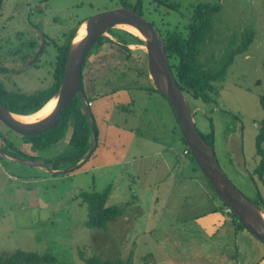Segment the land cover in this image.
<instances>
[{
  "label": "rangeland",
  "instance_id": "obj_1",
  "mask_svg": "<svg viewBox=\"0 0 264 264\" xmlns=\"http://www.w3.org/2000/svg\"><path fill=\"white\" fill-rule=\"evenodd\" d=\"M208 1L215 0H144L142 12L160 33L176 29L186 34L192 6ZM125 2L131 4L136 0H3L1 64L17 66L14 56L7 58L6 45L9 41V47L18 44L21 39L18 31H23L25 38L37 39L32 25L46 34L44 39L49 40L50 46L34 65L29 64L24 71L22 66L19 72L12 68L8 74L1 75L2 80L9 89L27 94L47 87L52 82L58 45L65 35L80 21L123 6ZM221 2L222 9L213 19V42L202 49L200 61L216 69L228 50L241 41L245 30L254 29V39L245 52L234 55L223 78L214 82L219 90L215 100L188 99L198 130L208 134L213 128L214 149L221 168L247 197L263 203L264 176L260 178L255 168L260 160L256 136L264 115L260 104V96L264 94V0ZM107 36L116 39L111 34ZM138 50L132 53L133 59H128L124 55L127 50H119L115 43H108L104 50L96 48L88 59L87 84L91 76L100 78L107 73L117 78L118 72L128 71V78L135 85L154 86L148 74L146 48ZM130 91L133 103L129 110L119 116L114 114L113 118L127 128L136 129L135 138L128 130L119 139H106L107 127L97 121V146L76 170L60 174L52 170L62 168L49 170L0 156V254L17 249L50 251L58 264H86V258L92 255L126 259L131 253V264H173L169 262L170 257L182 259L194 253L199 254L196 258L199 264H219L223 259L219 235L225 243L230 234L234 237L232 250H224V258L233 260L230 264L259 261L264 264L259 259L264 243L252 233H249L252 242H237L235 222L232 214L226 212L228 206L191 153L183 152L186 144L168 99L156 87L149 91L133 87ZM71 130L70 127L67 136L56 145L38 149L0 122V134L18 147L14 151L17 155L48 164L60 155L71 154L68 143ZM235 139L243 148L246 172L234 159ZM1 140L0 147H3ZM106 188H111L106 205L124 204V213L108 221L107 228H90L87 203L79 193L102 192ZM210 210L211 214L203 215ZM201 215L205 217L198 221L204 223L198 228L185 225V221ZM180 229L189 239L178 236ZM218 230L219 234L213 236ZM214 247L216 250L207 254ZM229 253L234 256H228ZM196 260L189 261L195 264Z\"/></svg>",
  "mask_w": 264,
  "mask_h": 264
},
{
  "label": "trees",
  "instance_id": "obj_2",
  "mask_svg": "<svg viewBox=\"0 0 264 264\" xmlns=\"http://www.w3.org/2000/svg\"><path fill=\"white\" fill-rule=\"evenodd\" d=\"M143 1L144 0H136L135 3L131 4L125 2L123 3V6L132 7L143 14ZM221 9V0H215L213 2H198L192 6V13L187 25L186 34L181 33L176 29L168 33H163L161 31V35L169 54L170 66L176 76L179 86L189 99H201L205 102H211L215 100L219 90L215 86L214 82L223 78L227 68L233 61L234 55L245 52L254 39L255 30H245L241 35V41L236 46L231 47V49L228 50L227 55L223 58L219 67L216 69L208 67L205 63L201 62L199 57L202 49L208 44V42H213L215 34L213 19L215 14ZM84 21L85 20H83L80 24H82ZM114 29H111L109 34L115 36L116 39H113L109 36H103L96 42L94 47L108 41L113 44L115 43L119 50H127V54L124 55L129 57L128 53H132V50L128 48L127 44L135 42L144 44V41L139 36L129 32L128 30L120 28V30L115 31ZM77 30L78 28L72 29L65 35L66 42L59 47L57 55L58 61L54 67L52 82L47 87L32 94H27L20 90L9 89L5 81H3L0 77V100L10 111L18 114L35 113L55 94L58 93L65 71L67 52L71 41L77 33ZM126 36L131 37L134 42H130ZM13 51L14 49L10 48L8 54L12 55ZM93 52V50L90 51L88 58L93 54ZM11 69V67L0 65V74H8L12 71ZM149 88L155 89V86H149ZM260 104L264 112V94L260 96ZM70 127L72 130L68 143L72 150L71 154L63 156L60 155L59 157L54 158V160H49L50 168H65L78 162L86 154L92 143V129L84 105L79 96L73 98L72 101L67 105L56 126L40 134L21 137L25 142L31 143L38 149H46L56 145L63 138H65ZM214 134L213 128L212 132L203 134L206 141L213 147L215 141ZM0 139L4 141L3 148L5 150L12 153H15L14 151L18 150L14 143L7 137L0 134ZM182 139L187 145L186 140L183 137ZM263 143L264 115L260 120L259 132L256 136V153L260 156V160L255 168V173L262 179L264 176ZM0 156L3 157L2 155ZM192 159L194 158L192 157ZM60 163L66 164L61 166ZM110 191L111 188H106L102 192L83 190L79 193L81 199L87 203V225L90 228H107L108 221L113 220L124 213V204H114L109 206L106 205ZM260 199L262 198L260 197ZM254 202L260 208H264V202ZM213 210L215 211L217 208H214ZM230 214H232V219L235 222L236 230L245 229L244 226L238 221L235 213L232 212ZM131 256L132 255L130 253L126 259H123L92 255L86 258V264H131ZM0 264L58 263L56 256L50 251L41 253L35 250L17 249L12 252L0 254ZM60 264L76 263L62 262Z\"/></svg>",
  "mask_w": 264,
  "mask_h": 264
},
{
  "label": "water",
  "instance_id": "obj_3",
  "mask_svg": "<svg viewBox=\"0 0 264 264\" xmlns=\"http://www.w3.org/2000/svg\"><path fill=\"white\" fill-rule=\"evenodd\" d=\"M83 23L86 24L85 34L79 40H75L77 32L69 46L64 75L57 93L59 96L53 111L42 119L24 121L16 117L19 114L10 111L0 100V122L21 136L43 133L56 126L67 105L76 95H79L92 129V143L88 152L78 162L60 170H52V172L61 174L81 167L94 152L98 141L95 119L83 89V66L93 46L101 37L108 35L111 29L124 25L133 26L143 34L142 40L144 41L148 57V74L156 89L168 99L174 110L182 137L186 140L195 163L210 181L213 189L226 206L232 209L244 228L264 243L263 208H260L253 200L247 197L229 179L219 164L214 147L206 141L203 134L198 130L194 110L187 95L177 82L169 63V54L165 42L154 24L141 12L129 6H120L101 11ZM233 143L234 159L238 166L246 172V161L240 141L235 139ZM0 154L23 164L36 165L51 170L46 162L43 163L17 155L2 147H0Z\"/></svg>",
  "mask_w": 264,
  "mask_h": 264
},
{
  "label": "crops",
  "instance_id": "obj_4",
  "mask_svg": "<svg viewBox=\"0 0 264 264\" xmlns=\"http://www.w3.org/2000/svg\"><path fill=\"white\" fill-rule=\"evenodd\" d=\"M129 39H130L129 40L130 42L133 41V39L131 37ZM128 47L132 50L133 54L136 53V51H140V50H138L140 47L145 50L144 45L143 44H138V43H131V44H129ZM132 53H131L130 59H133ZM128 76H129L128 73L125 74V76H124L126 78L125 84L129 85L128 89H124V90L122 89V90L116 91V89L118 90V88H120V86H121V84L119 83V78L121 76H117V78H114L111 74H109L106 77L103 76V78L100 80V83L97 84V86H95V90L98 93L103 94V95L99 96L95 100L94 113H95V116L97 118V121L98 122L99 121L103 122L106 125V127H107L106 131H105L106 139H119V138L127 135L128 130L131 131L132 138L133 139L135 138L134 135H135V132L137 130L134 129V128H127V127L119 124L118 122L115 121L113 116H114V114L119 112V109L117 107V104H120L119 101H126V102H131L132 101V99H131V91L129 90L130 88L137 87V88L142 89V91H144V90L145 91H149L150 88H149V83H143V84H140V85H135L134 82L128 78ZM141 76H145V74L141 73ZM146 80L149 82L148 78ZM103 92H105V93H103ZM120 113H122V112H120ZM116 115L119 116L120 114H116ZM26 145H27V143H26ZM183 152H184V150H183ZM180 154L181 153H179L178 155H180ZM111 165H115V164H111ZM208 214H211V210L206 212V213H204L203 215L207 216ZM212 214H214V213H212ZM203 215L196 216V217H194L192 219H189V220L185 221L186 222L185 225L188 223L187 225H189V226L190 225L197 226V228H198L202 223H204V222L200 223L198 221L201 217H205ZM182 229L179 230L178 236L180 238H183V239H189V238H187L188 234H184ZM184 230H185V228H184ZM234 233H235V238L237 239V242L239 240H243L245 242L246 241H250V242L253 241L252 238H251L252 236H249L251 234H249L250 232H248V230H245V229L236 230V227L234 226ZM218 234H219V230L216 231L213 236H216ZM201 236H202V234H201ZM232 239H234V237H232L229 234L227 236L226 242L224 243V241H225L224 238H220V235H219V241L223 242V245H221L220 248H219V251H221V255L223 256V259H221V260L219 259L220 260L218 262L219 264H230V262L233 261L232 259H229V257L227 259L224 258V257H226V256H224V254H225L224 250H226V251L227 250L228 251L232 250V247H231ZM199 243H202V242H199ZM195 246H198V245L195 244ZM215 250H216V248L214 247L212 250H208L209 252L207 254H212ZM236 254L238 256V250H237ZM201 255H203V254H201ZM198 256H199V254H194V253H191L190 257L182 256V259H178V258L176 259L175 257L172 256V257L169 258V262L173 263V264H180V263H183L185 261H189L190 259L196 260V258ZM228 256H234V253H229ZM259 259H261L262 263L264 262V252L261 254ZM194 262H196L195 264H199V263H197L198 262L197 260L194 261ZM185 264H192V261H189V262H187ZM253 264H256V263H253ZM257 264H260V261Z\"/></svg>",
  "mask_w": 264,
  "mask_h": 264
},
{
  "label": "flooded vegetation",
  "instance_id": "obj_5",
  "mask_svg": "<svg viewBox=\"0 0 264 264\" xmlns=\"http://www.w3.org/2000/svg\"><path fill=\"white\" fill-rule=\"evenodd\" d=\"M2 4H3V1H1L0 13H1ZM82 21L79 22V24H78V26L76 28H78L80 26V23ZM76 28H74V29H76ZM31 29L36 30L37 39H35V38H30V39L25 38L24 37L25 36V33L23 31L22 32L21 31H18L17 36H19V37L21 36V39H19V42H18L17 45H14L13 47H9V42L10 41L9 40H6V42L9 41L7 43V45H6V47L8 49L7 50V58L8 57H11V56L12 57L14 56L13 59H17L18 60L17 63H16L17 66L11 67V68H14L15 71H17V72L21 71L20 67H22V66H24L22 68V70L24 71L25 70V67L29 66V64L33 63L31 65H34L36 61L40 60V57L42 56L43 52H45V50L47 51L48 46H50L49 40H45L44 39L46 37V34L39 27H37V26L34 27L32 25V28ZM10 37L11 36H9V38ZM23 39H26V40H29V41L28 42H24ZM63 39H64V41L60 45H58V48H57V51H56V55H55L56 62L58 61L57 55H58L59 47L61 45H63V43L66 42L65 41L66 37H64ZM10 40H12V38H10ZM108 43L110 45L113 44V43H110V42L106 41V42H103V44L97 46L96 48L99 47V48H101V50H104V47H106V45ZM129 44H131V43H129ZM129 44H127V46H129ZM0 47H1V45H0ZM10 48L14 49L12 55L11 54H8V51H9ZM96 48L94 47L92 50L94 51ZM128 54H129V57H126V56L125 57L129 59L131 57V53H128ZM88 59L85 61V64L83 66V89H84V93H85V98L89 102V105H90V108H91V111L93 113V116H94V119H95V123H96L97 122V118H96L95 113H94V104H95V100L99 96H101L103 94L98 93L95 90V86H97V84L100 83V80L103 78V76L106 77L109 74L106 73L105 75L101 76L100 78H98L97 76H95V77L91 76V78H90V84H87V81L88 80H87L86 72L89 71V74H90V68H89V70L87 68V66H88ZM147 59H148V57H147ZM22 62L24 63V65H21ZM0 65H3V64L0 63ZM16 68H18V69H16ZM127 73H128V71L121 72V73L118 72V75L121 76L119 78V83L121 84V86H120V88H118V90L116 89V91H119V90H122V89L123 90L124 89H128L129 85H126L125 84L126 78L124 77L125 74H127ZM52 75H53V73H52ZM0 77H2L1 74H0ZM88 86H89V88H88ZM103 93H105V92H103ZM77 96H79V95H76L75 97H77ZM131 99H132V94H131ZM119 102H120V104H117V107L119 109V112H117L116 114H122V113L124 114V113H126L127 110H129L130 105L133 103V99H132L131 102H126V101H119ZM120 112H122V113H120Z\"/></svg>",
  "mask_w": 264,
  "mask_h": 264
},
{
  "label": "bare ground",
  "instance_id": "obj_6",
  "mask_svg": "<svg viewBox=\"0 0 264 264\" xmlns=\"http://www.w3.org/2000/svg\"><path fill=\"white\" fill-rule=\"evenodd\" d=\"M121 28H124L126 30H128L129 32L139 36L141 39L143 37V34L135 27L130 26V25H124ZM86 32V24L83 23L80 27H79V31L77 34V37L75 40H79ZM58 94L56 96H54V98H52L51 100H49V102H47V104H45V106H43L38 112L34 113V114H19L16 115V117H18L21 120L24 121H36L38 119H42L44 117H46L47 115H49L53 109L55 108L56 104H57V100H58Z\"/></svg>",
  "mask_w": 264,
  "mask_h": 264
},
{
  "label": "built area",
  "instance_id": "obj_7",
  "mask_svg": "<svg viewBox=\"0 0 264 264\" xmlns=\"http://www.w3.org/2000/svg\"><path fill=\"white\" fill-rule=\"evenodd\" d=\"M184 153H185V154H189V153H190V149H189L188 146H186V147L184 148ZM226 212H228V213H232V209H231L230 207H227V208H226Z\"/></svg>",
  "mask_w": 264,
  "mask_h": 264
},
{
  "label": "clouds",
  "instance_id": "obj_8",
  "mask_svg": "<svg viewBox=\"0 0 264 264\" xmlns=\"http://www.w3.org/2000/svg\"><path fill=\"white\" fill-rule=\"evenodd\" d=\"M84 20H85V19H84ZM81 25H82V24H80V26H81ZM80 26H79V27H80ZM79 27H78V30H79ZM78 30H77V32H78ZM108 34H109V33H108ZM104 36H107V35H104ZM111 38H112V36H111ZM93 47H94V46H93ZM89 54H90V53H89ZM87 59H88V57H87ZM87 59H86V60H87ZM32 114H33V113H32ZM96 128H97V125H96ZM97 131H98V129H97ZM186 146H187V145H186ZM2 148H3V147H2ZM0 155H1V154H0ZM2 156H3V155H2ZM75 170H76V169H75Z\"/></svg>",
  "mask_w": 264,
  "mask_h": 264
}]
</instances>
